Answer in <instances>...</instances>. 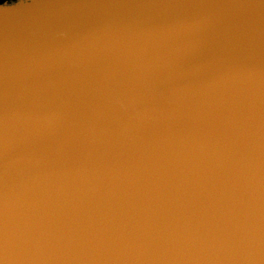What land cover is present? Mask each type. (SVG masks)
I'll list each match as a JSON object with an SVG mask.
<instances>
[{
    "label": "water",
    "instance_id": "obj_1",
    "mask_svg": "<svg viewBox=\"0 0 264 264\" xmlns=\"http://www.w3.org/2000/svg\"><path fill=\"white\" fill-rule=\"evenodd\" d=\"M0 264H264V0L0 2Z\"/></svg>",
    "mask_w": 264,
    "mask_h": 264
},
{
    "label": "trees",
    "instance_id": "obj_2",
    "mask_svg": "<svg viewBox=\"0 0 264 264\" xmlns=\"http://www.w3.org/2000/svg\"><path fill=\"white\" fill-rule=\"evenodd\" d=\"M3 1H5V0H0V2H3Z\"/></svg>",
    "mask_w": 264,
    "mask_h": 264
}]
</instances>
